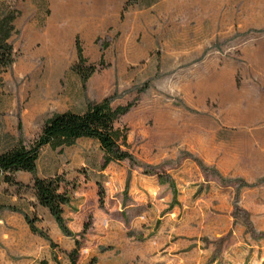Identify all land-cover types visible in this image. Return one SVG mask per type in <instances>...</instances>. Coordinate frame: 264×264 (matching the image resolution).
I'll return each instance as SVG.
<instances>
[{
	"label": "rangeland",
	"instance_id": "374dc122",
	"mask_svg": "<svg viewBox=\"0 0 264 264\" xmlns=\"http://www.w3.org/2000/svg\"><path fill=\"white\" fill-rule=\"evenodd\" d=\"M11 1L21 15L12 37L16 59L0 78V151L19 138L28 143L52 114L81 111L87 98L95 100L69 67L55 78L76 58L78 35L55 30L62 21L55 16L48 24L47 0ZM205 2L198 0L197 10L189 0L162 3L152 13L155 26L140 12L137 26L134 11L127 31L104 33L94 45L81 41L95 63L102 44L110 45L96 81L115 60L114 88L94 98L136 100L118 123L128 129L134 162L100 173L92 169L98 147L87 139L62 151L44 148L39 175L59 172L74 183L77 203L66 206L73 213L66 220L75 237L35 204L29 188L17 197L0 182V201L41 216L37 225L57 243L53 248L32 233L21 213L2 210L0 264H70L75 239L77 264H264V238L255 240L246 223L250 217L257 235L264 233V160L254 137V101L263 92L264 0H213L210 10Z\"/></svg>",
	"mask_w": 264,
	"mask_h": 264
},
{
	"label": "trees",
	"instance_id": "16d2710c",
	"mask_svg": "<svg viewBox=\"0 0 264 264\" xmlns=\"http://www.w3.org/2000/svg\"><path fill=\"white\" fill-rule=\"evenodd\" d=\"M156 1L125 0L123 13L130 6L147 7ZM47 11L50 14L49 6ZM20 15L21 11L11 0H0V78L16 59L12 37L17 33L16 21ZM75 45L76 58L69 66V70L79 76L82 89L85 91L88 79L100 67L106 65L104 50L109 44H102L103 53L99 63L90 61L84 55L83 44L79 36H76ZM114 99L115 95L106 96L99 101L87 98L85 108L81 111L68 109L56 112L44 121L40 131L28 143L19 138L8 143L0 151V182L13 188L17 197L21 195L23 188H29L33 192L35 204L46 209L67 236L75 237L64 216V207L71 200L70 192L74 190V183L67 180L59 172L39 175L38 161L41 152L46 147L62 151L65 148L75 146L79 140L87 139L95 143L99 150V156L92 166L93 170H96L97 166L99 171H104L111 163H121L126 160L133 163L134 158L130 153L128 142V129L126 127L121 128L118 123L120 118L132 109L136 100L114 104ZM18 127L21 129L22 124L19 123ZM86 166L91 167L89 162L84 167ZM199 166L203 170L206 169L201 162H199ZM19 172L28 173L31 179L29 181L20 179L17 175ZM214 173L220 177L217 172ZM104 193L103 186L99 184L98 196L101 206L103 205ZM2 210L21 213L32 233L44 238L51 247H57V243L50 237L48 231L43 226L37 225L41 216L31 215L14 204H6L0 201V211ZM246 223H248L249 232L255 240L264 238V233L257 235L250 217H247ZM89 225V222L85 224V230ZM80 246V241L75 239V247L68 253L70 264H77ZM55 260L57 264H60L59 260Z\"/></svg>",
	"mask_w": 264,
	"mask_h": 264
},
{
	"label": "crops",
	"instance_id": "0c3cea01",
	"mask_svg": "<svg viewBox=\"0 0 264 264\" xmlns=\"http://www.w3.org/2000/svg\"><path fill=\"white\" fill-rule=\"evenodd\" d=\"M124 1L125 0H48L49 8H50V16H49L48 24L50 23L53 16H55L56 18L62 20V21H58V23L55 22L53 24L55 30H59L61 29V27H64L65 29L69 28L71 34L74 35V38L76 35H78L80 37V40L84 41L85 44L94 45L97 38L104 33L112 32L117 29L121 31L122 30L127 31L128 29H130L131 24H134V22L131 23L128 20V16L131 15L134 11H136L135 12L136 15L134 16V18L136 17L135 21L137 20L136 23L137 26H142V22L140 23L138 22V17H139L138 12H140V16L142 14L144 18L151 16L153 18L151 24L155 26L158 20L157 17L154 14H152L153 10L156 9V7H158L162 3H165V6H167L168 8L172 6L171 5L172 2L180 1V0H157L154 4L147 7L134 5L128 7L127 10L124 11L123 13ZM205 1L206 2L204 3V7H205L204 9L210 10L209 7L213 5L212 4L213 0H205ZM189 2H190V9L197 10L195 7H197L198 5V0H189ZM146 13L148 15H146ZM123 15L124 18H122ZM193 15L196 16L197 12L194 11ZM206 15L208 16V14ZM209 16L213 17V14L211 13ZM107 48H110V45ZM71 63L72 60L67 63V65L63 68L62 71L60 72L57 71L55 74L56 75L55 78H61L63 75H65ZM107 65L108 67L104 68L101 71L104 72V74L100 82L96 81L93 78L94 74L96 73H94L87 81V88L89 91V95L91 96V98L97 101L103 98V97L101 99L94 98L96 97L97 94L104 93L105 91L107 92L110 89L114 88L113 85L115 79L114 75L116 73L115 60L111 59L107 61ZM260 87L263 90V92L254 101V119L258 123L254 126L255 128L254 137H255V145H257L256 150L257 151L259 150L258 153L260 155H263L261 159L264 160V78L262 79V84ZM239 112H240L239 120H242L241 107H239ZM89 142L92 141L89 140ZM84 161L81 162V165L83 166L86 165ZM111 164H116V163H111ZM69 165L76 167V164L73 162H69ZM104 171H99V172L102 173ZM17 175L20 179H24L25 181H29L31 179V176L25 172H19ZM199 187L201 186L198 185L196 186V188ZM74 194H76V191L72 190L70 192L71 200L66 205V206L71 205L73 209L77 203L74 202L75 199ZM66 206L64 207L65 218L73 215L72 212L69 211L67 212ZM43 210L46 213H48L46 209ZM43 224L44 223H41V225Z\"/></svg>",
	"mask_w": 264,
	"mask_h": 264
}]
</instances>
